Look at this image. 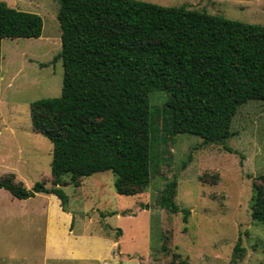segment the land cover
I'll use <instances>...</instances> for the list:
<instances>
[{"label":"trees","instance_id":"1","mask_svg":"<svg viewBox=\"0 0 264 264\" xmlns=\"http://www.w3.org/2000/svg\"><path fill=\"white\" fill-rule=\"evenodd\" d=\"M64 66L59 96L31 102L32 127L52 142L51 180L69 173L74 185L110 170L120 194L134 195L151 180L157 125L150 94L169 95L161 112L171 133H189L204 144L227 145L240 105L264 100V25L231 19L186 5L144 0H59ZM43 18L0 0V64L3 38L40 37ZM1 79V65H0ZM254 186L251 216L264 222V173ZM31 188L5 173L0 188L18 198L54 193L66 209L68 195ZM177 181L157 201L172 211ZM235 252L244 248L239 236Z\"/></svg>","mask_w":264,"mask_h":264},{"label":"rangeland","instance_id":"2","mask_svg":"<svg viewBox=\"0 0 264 264\" xmlns=\"http://www.w3.org/2000/svg\"><path fill=\"white\" fill-rule=\"evenodd\" d=\"M2 1L39 13L44 24L40 37L1 41L0 159L10 151L13 166L0 163V179L14 167L31 188L51 172L52 142L33 129L30 104L62 92L63 60H54L62 47L59 0ZM144 1L186 5L264 25V0ZM168 95L150 94L160 130L151 156V180L142 191L120 194L110 170L84 177L80 188L64 184L71 175H62L68 206L79 208L76 229L107 233L114 227L116 235L122 230L124 248L145 264H264V222L252 218L250 207L254 186L264 173V100L250 99L239 106L231 124L234 134L226 142L229 151L163 126L161 108ZM172 180L177 181L175 202L190 210L187 222L181 210L172 212L157 203ZM13 207L21 209L16 202ZM239 236L242 255L234 250ZM42 245V232L27 224H0V264H41Z\"/></svg>","mask_w":264,"mask_h":264},{"label":"crops","instance_id":"3","mask_svg":"<svg viewBox=\"0 0 264 264\" xmlns=\"http://www.w3.org/2000/svg\"><path fill=\"white\" fill-rule=\"evenodd\" d=\"M9 156L11 153L7 151L0 159L4 168L13 166L8 162ZM7 173H13L16 181L26 185L20 179L18 169L13 167L12 171ZM42 175L48 179V187L61 188L63 174L56 178L55 183L49 180L51 172ZM64 184L74 185L72 179ZM74 186L80 188L82 182ZM1 191H6L2 193L7 197L0 194V224L18 222L42 232L41 264H145L124 248L122 230L119 235L115 234L114 227H109L107 233L77 230L75 216L79 214L78 206L72 208L66 204L64 209L58 195L38 192L28 198H18L5 188H0V193ZM15 202L20 204L21 209H14Z\"/></svg>","mask_w":264,"mask_h":264}]
</instances>
